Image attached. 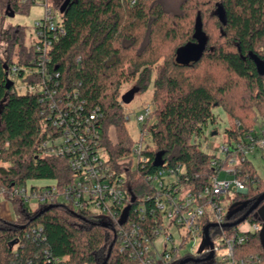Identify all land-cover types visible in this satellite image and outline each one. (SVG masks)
I'll return each instance as SVG.
<instances>
[{
	"label": "trees",
	"instance_id": "trees-1",
	"mask_svg": "<svg viewBox=\"0 0 264 264\" xmlns=\"http://www.w3.org/2000/svg\"><path fill=\"white\" fill-rule=\"evenodd\" d=\"M65 1L51 0L61 15L64 35L50 51L47 69L52 81L48 86L59 95L75 91L82 116L98 114L94 125L110 161L128 158L133 145L119 102L121 87L132 83L143 94L153 85L156 123L146 151V168L134 171L129 220L139 222L134 207L151 191L145 176L162 169L155 166L158 157L168 167H184L181 182L198 189L217 173L218 168L212 166L215 157L202 150L209 127L218 125L216 109L222 108L233 120V126L225 129L227 143L245 137L256 126L264 128V75L259 69L264 63V0H72L61 13ZM0 5L8 16V6L16 14L35 4L0 0ZM220 7L226 14L225 25L216 14ZM208 19L215 23V39ZM27 33L26 28L9 27L5 45L0 37V190L29 181H54L64 190L74 178L67 158L50 157L42 149L54 132L48 120L49 98L40 93L21 94L15 86L6 89L9 66L30 67L35 59ZM198 45L204 49L201 56L189 63L177 61L182 50ZM219 69L227 76L222 81L216 75ZM25 82L36 84L41 78L29 76ZM242 89L247 97L239 100L236 96ZM111 128L116 129L115 145ZM244 173L249 175L248 192L239 195L242 207L230 212L227 223L240 219L264 193V181L250 160ZM10 202L15 219L0 217L1 264L14 259L13 242L21 245L18 260L22 264L39 249L66 258L67 264H103L112 249L107 264H138L120 252L122 227L117 219H102L64 204L51 205L47 212L43 211L49 206H42L34 212L21 198ZM149 213L148 209V217ZM247 221L261 223L253 215ZM38 227L46 241L27 239V232ZM215 232L210 231L211 235ZM242 248L249 255L264 257L260 233L252 234ZM206 264L220 263L212 259Z\"/></svg>",
	"mask_w": 264,
	"mask_h": 264
},
{
	"label": "built area",
	"instance_id": "built-area-1",
	"mask_svg": "<svg viewBox=\"0 0 264 264\" xmlns=\"http://www.w3.org/2000/svg\"><path fill=\"white\" fill-rule=\"evenodd\" d=\"M23 1L44 5L45 17L36 22L30 33L29 47L35 55L32 66L10 65L8 80L13 82V86L16 79L22 81L23 92L15 86L21 94L40 93L49 98L48 120L54 132L42 144V149L50 157L67 158L74 178L64 190H60L55 182L44 187L28 186L26 183L12 190L1 189L0 201L11 204L10 199L18 197L30 209L35 205L40 208L64 204L119 222L124 211L131 209L134 203L129 194L134 171H139V167L146 168L148 163L146 151L152 144L149 120L153 109L147 106L143 108V114L135 115L139 138L133 143L130 156L117 162L110 161L100 146V134L94 125L98 114L93 112L89 117L82 116L79 112L82 105L76 102L78 94L75 91L59 95L48 86L52 81L47 69L50 51L64 35L59 11L51 0ZM29 76L41 78V82L28 84L25 80ZM125 120L130 123L131 114H125ZM260 151H264V128L224 143L216 153H211L215 157L212 166L218 168L217 173L200 189L181 182V176L186 172L182 166L168 167L163 164L161 170L147 174L145 182L151 186V191L140 197L134 207L139 222L129 220V214L127 222L120 225V252L138 264H173L182 257L202 259L211 251L213 259L220 264H264V257L249 255L242 248L252 234L261 232L263 223H250L247 229L238 226L228 234H225L224 228H211L210 231L216 230L212 235L210 233L213 249L208 245L207 249L196 251V247L205 242V227L225 224L230 215L231 201L236 195L248 192L249 175L244 173V165ZM227 195L232 196L231 201L227 200ZM170 228H174V234L168 231ZM220 234L223 238L217 245L213 237L217 238ZM26 238L34 242L46 241L41 227L31 229ZM20 246L19 243L13 246L14 259L9 264H22L18 260ZM67 261L66 258L53 256L47 249H39L26 264H67Z\"/></svg>",
	"mask_w": 264,
	"mask_h": 264
},
{
	"label": "rangeland",
	"instance_id": "rangeland-1",
	"mask_svg": "<svg viewBox=\"0 0 264 264\" xmlns=\"http://www.w3.org/2000/svg\"><path fill=\"white\" fill-rule=\"evenodd\" d=\"M45 7L41 3L35 4L30 6L27 11H18L14 17H9L6 15V12L1 8L0 5V26H2V32H0V37L2 38L3 45H5V38H6V30L9 27H23L28 30L27 33V45L30 46V38L31 34L30 31L32 32L34 29V26L38 20H41L45 17ZM58 16L61 18L60 13H58ZM207 24L210 27V33L213 35V38L215 39L216 36H218V32L216 31L215 23L212 21L207 20ZM2 33V36H1ZM33 36V35H32ZM1 40V39H0ZM177 61L179 63H189L191 62V58H182L181 56H178ZM202 69V68H201ZM218 76L219 80L225 79L227 76L225 72L221 69L216 74ZM15 86L16 88L19 89V92H23L25 87L22 84V81L20 79L15 80ZM135 85L132 83L129 84H124L121 87L120 91V105H122V110L124 111L125 114H131L132 121L130 123H127V127L129 129L130 136L133 139V143L139 138V125L135 121V115H141L143 114V108L150 106L151 109H153L154 113V104L152 101V94H153V85H151L146 93H136L133 101L130 104H124L122 102V96L134 89ZM239 100H242L246 98V91H239L238 95ZM123 103V104H122ZM134 111V112H133ZM215 114L218 117V125L217 126H210L208 131L206 132L207 141L203 142L202 144V150L211 154V153H216L218 150V147L222 146L224 143H226L227 138L225 135V129L228 127L233 126V120H230L227 117V114L224 112L222 108H218L215 110ZM150 124L153 126L156 123V118L154 114L150 118ZM239 123L236 122V126H238ZM216 127V130H214ZM259 129L257 126L254 128V130ZM111 142L115 145L117 143V134H116V129L111 128ZM211 132L215 133V135L211 134ZM211 134V135H210ZM261 152V151H260ZM251 160L255 166V168L258 170L260 175L262 176V180H264V160L260 158H254L251 156ZM7 165V164H4ZM28 186H38V187H44L47 185L54 184V181H29ZM239 195H236L235 199L232 200L231 195H227L226 198L228 201H231L230 203V208L229 211L232 212V210L237 209L242 207V202L239 200ZM238 198V199H237ZM237 199V200H236ZM10 204V203H9ZM5 205L2 210H0V216L2 217V214L5 219L10 220L11 218H14V210L12 205ZM31 209L36 212L39 208L37 206L31 207ZM2 211V212H1ZM227 223V222H226ZM250 221H246L243 224H241L238 228L242 229H247L250 227ZM168 231L172 234L175 233L174 228L168 229ZM220 233V232H218ZM225 234H228V232L225 230ZM223 236L220 234L219 236L213 237V240L215 244L219 245L220 241L222 240ZM208 248V245L203 242L201 245L196 247V251H202ZM188 259V258H187Z\"/></svg>",
	"mask_w": 264,
	"mask_h": 264
},
{
	"label": "water",
	"instance_id": "water-1",
	"mask_svg": "<svg viewBox=\"0 0 264 264\" xmlns=\"http://www.w3.org/2000/svg\"><path fill=\"white\" fill-rule=\"evenodd\" d=\"M72 0H66L65 3L63 4V6L60 9V12L63 13L67 7V5L71 2ZM8 16L9 17H14L15 13L12 11L11 7L8 6ZM217 16L219 17L221 23H223L224 25L226 24V14L223 10L222 7H220L217 12H216ZM204 49L201 45L198 46H194V47H189L186 48L184 50H182L179 54V56H181L182 58H187L191 60H195L197 59V57L201 56L203 53ZM5 69L7 70V67H5ZM259 69L262 72V74L264 75V63H260L259 65ZM13 87V82L10 80H7L6 83V89L9 91L11 90V88ZM139 90L137 88L132 89L131 91H129L128 93H126L125 95L122 96V102L124 104H130L134 97L135 94L138 93ZM213 135H215V133H213ZM163 165V162L161 160V157H158L155 161V166L156 167H161ZM264 203V193L262 195H260L257 200L253 203V205L248 209V211L237 221L232 222V223H225L222 225H208L205 227V243L207 245L210 246L211 250L213 249V243L211 241V237H210V229L211 228H224V229H232L235 227L240 226L241 224H243L244 222L247 221V219L253 215L254 219L263 223V227L262 230L260 232V238H261V242L264 248V205L261 206ZM52 208V206L47 207L43 212H47L48 210H50ZM129 211L130 208L126 209L119 221V225H124L127 222L128 216H129ZM104 227H107V225H103ZM16 242H13L11 244V246H14ZM111 251L107 257V259L105 260V262L103 264H107L110 255H111ZM214 257V253L213 251H211V253L208 255V257L204 258V259H193V258H188L183 260L180 264H189V263H195V264H201L203 262H207V261H211Z\"/></svg>",
	"mask_w": 264,
	"mask_h": 264
},
{
	"label": "crops",
	"instance_id": "crops-1",
	"mask_svg": "<svg viewBox=\"0 0 264 264\" xmlns=\"http://www.w3.org/2000/svg\"><path fill=\"white\" fill-rule=\"evenodd\" d=\"M252 157H254V158H260V159H263L264 160V151H261V152H258V153H256L255 155H253ZM250 162L253 164V162H252V160H251V157H250ZM253 166H254V164H253ZM254 168H255V166H254ZM256 169V168H255ZM256 171H257V173H258V175L262 178V176L260 175V173L258 172V170L256 169ZM263 179V178H262ZM264 181V180H263ZM9 203L8 202H6V201H3V200H1L0 201V210H2L1 208H3V206H5V205H8ZM10 205V204H9ZM2 212V211H1ZM15 216V215H14ZM13 216V217H14ZM1 217V216H0ZM2 218H4V216H3V214H2ZM11 219H13V218H11Z\"/></svg>",
	"mask_w": 264,
	"mask_h": 264
},
{
	"label": "flooded vegetation",
	"instance_id": "flooded-vegetation-1",
	"mask_svg": "<svg viewBox=\"0 0 264 264\" xmlns=\"http://www.w3.org/2000/svg\"><path fill=\"white\" fill-rule=\"evenodd\" d=\"M264 205V203L261 205V206H263ZM204 259V258H203ZM208 262V261H207ZM207 262H203V263H201V264H206Z\"/></svg>",
	"mask_w": 264,
	"mask_h": 264
}]
</instances>
